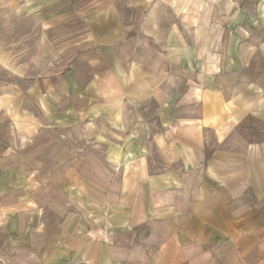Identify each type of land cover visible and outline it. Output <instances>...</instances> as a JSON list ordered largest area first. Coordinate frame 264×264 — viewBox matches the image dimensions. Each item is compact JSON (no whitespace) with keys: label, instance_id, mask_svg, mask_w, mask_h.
<instances>
[{"label":"crops","instance_id":"crops-1","mask_svg":"<svg viewBox=\"0 0 264 264\" xmlns=\"http://www.w3.org/2000/svg\"><path fill=\"white\" fill-rule=\"evenodd\" d=\"M199 1L208 23L188 24L191 35L179 31L164 55L123 38L128 25L106 22L110 36L87 52L94 65L88 85L80 60L62 75L58 89L70 99L55 108L86 113L75 125L86 123L87 156L100 166L54 168L30 198L39 228L27 231L32 214L19 211V230L0 231V264H264V136L240 133L256 105L255 87L264 90L253 65L264 53L254 32L264 0ZM206 31L215 32L212 53ZM203 63L218 64L208 72L217 82L191 87ZM182 78L190 87L180 100ZM235 78L244 80L239 88ZM96 83L102 102L86 101ZM154 154L163 162L156 165ZM15 190L4 201L14 209L22 203ZM69 190L117 210L111 223L101 227L81 214Z\"/></svg>","mask_w":264,"mask_h":264},{"label":"rangeland","instance_id":"rangeland-1","mask_svg":"<svg viewBox=\"0 0 264 264\" xmlns=\"http://www.w3.org/2000/svg\"><path fill=\"white\" fill-rule=\"evenodd\" d=\"M205 7L199 0H191V4L185 0H0V231L19 230L17 217L21 210L32 214L27 218L26 230L39 228V221L34 222L39 208L30 198L40 192L37 189L45 178L55 177L54 168L100 166L87 156L91 150L86 141V123L75 125L85 120L86 113L60 112L55 107L70 99L58 87L62 75L79 60V70L84 75L82 82L84 87L88 85L89 71L93 72L88 67L94 65L87 63V52L93 48L95 39L102 40L108 33L110 36L106 22L119 28L121 23L124 27L128 25L131 30L123 29V38L135 37L139 44H148L145 46L164 55L168 40H178L179 31L184 35L186 29V34L191 35L188 24L208 23L209 10H204ZM254 24L255 39L261 42L264 39L262 13ZM203 33L205 50L214 52L210 40L215 38V32ZM147 48L141 49L144 55L150 54L151 49ZM262 50L256 53L253 65L255 84L264 88ZM198 70L204 75L200 78L192 74L191 87L198 88L203 81L217 82L214 74L208 72H217L218 64L203 63ZM233 81L238 88L244 83L242 78ZM93 87V91L85 90V100L102 102L101 86L96 83ZM176 87L181 100L190 85L182 78ZM250 97L256 105L247 116L248 121L240 127V133L258 140L264 136V90L255 87ZM227 105L225 112L229 113ZM154 155L156 165L163 162L158 154ZM41 168L47 174H42ZM14 186L22 195L19 197L22 203L16 209L4 204ZM68 193L70 197H79L77 206L81 214L94 215L101 227L111 223L107 219L117 213L110 207L88 204L85 191L69 190Z\"/></svg>","mask_w":264,"mask_h":264}]
</instances>
